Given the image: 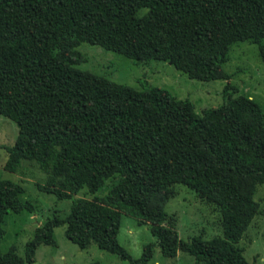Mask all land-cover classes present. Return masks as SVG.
Masks as SVG:
<instances>
[{"label": "trees", "instance_id": "1", "mask_svg": "<svg viewBox=\"0 0 264 264\" xmlns=\"http://www.w3.org/2000/svg\"><path fill=\"white\" fill-rule=\"evenodd\" d=\"M263 39L264 0H0V116L18 126L4 168L35 164L46 175L38 190L71 202L64 217L41 225L23 257L13 245L0 264H33V241L54 245L58 227L80 249L95 244L130 264H148L156 248L196 264H250L229 240L255 214L251 198L264 186V112L233 97L222 65L240 42L258 45L264 60ZM83 43L168 62L189 79L225 81L227 99L197 115L166 89L135 90L80 70ZM175 184L219 206L227 239L179 238L164 210ZM104 190L107 204L79 196ZM23 192L0 180V238L9 212H35ZM123 213L155 238L138 259L117 241Z\"/></svg>", "mask_w": 264, "mask_h": 264}, {"label": "rangeland", "instance_id": "2", "mask_svg": "<svg viewBox=\"0 0 264 264\" xmlns=\"http://www.w3.org/2000/svg\"><path fill=\"white\" fill-rule=\"evenodd\" d=\"M264 48V39L260 43ZM77 51L83 62L77 68L104 77L118 84L135 90L145 87L166 89L177 100H188L194 111L216 108L227 99L223 94L225 81H197L176 70L164 61L149 60L139 62L106 51L98 46L81 44ZM230 75L229 82L238 89L233 97L244 96L257 103L264 112V60L259 54L258 45L240 42L232 45L228 51V61L222 65ZM18 135V126L11 120L0 116V180L19 183L23 187L22 201H29L36 207L35 212H9L4 218L5 234L0 238V252L5 253L15 246L17 254L24 256V246L31 243L41 225L53 216L64 217L69 212L70 201H57L53 195L38 190L46 175L35 164L22 162L16 172L4 168L7 160L6 148L14 145ZM106 186L109 182H105ZM174 197L168 201L164 210L171 220L180 239L190 241L201 237L227 239L224 228L225 217L218 205L209 203L188 185L175 184ZM86 195H85V194ZM106 191L96 194L80 192V197H87L102 204ZM255 214L250 219L240 236H230V242L243 249V256L250 264H264V186H259L252 195ZM118 243L134 259H138L143 246L155 242L149 225H138L137 220L126 214L120 218L117 234ZM36 248L33 264H130L118 256L110 254L95 244L80 249L64 235V227L54 229V245H38V238L33 241ZM38 245V246H37ZM148 264H196L195 259L179 251L175 258H165L158 248L155 249ZM203 264V263H199Z\"/></svg>", "mask_w": 264, "mask_h": 264}]
</instances>
